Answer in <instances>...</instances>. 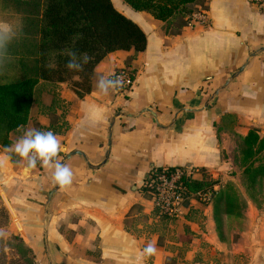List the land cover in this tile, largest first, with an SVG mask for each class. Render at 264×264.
Masks as SVG:
<instances>
[{
    "label": "crops",
    "instance_id": "crops-1",
    "mask_svg": "<svg viewBox=\"0 0 264 264\" xmlns=\"http://www.w3.org/2000/svg\"><path fill=\"white\" fill-rule=\"evenodd\" d=\"M202 1L208 25L172 31L121 0L115 7L146 34L143 51L105 55L82 98L68 81L38 82L29 118L10 133V145L29 128L51 130L62 146L55 159L69 154L62 164L72 169V182L61 187L39 161L27 169L14 153L0 166L1 180L9 170L2 187L25 240L42 243L38 258L48 264H168L180 246L189 250L182 255L187 264H202L194 261L198 251L221 243L212 202L168 221L155 213L144 189L152 168L190 166L218 175L226 167L223 152L239 144L237 135L250 129L264 135V11L247 0ZM20 17L0 11L6 27L0 52L11 56L0 77L17 70ZM123 68L133 74L128 90L104 94L96 87L101 76ZM196 215L203 218L196 221ZM148 243L157 251L141 260Z\"/></svg>",
    "mask_w": 264,
    "mask_h": 264
},
{
    "label": "trees",
    "instance_id": "trees-1",
    "mask_svg": "<svg viewBox=\"0 0 264 264\" xmlns=\"http://www.w3.org/2000/svg\"><path fill=\"white\" fill-rule=\"evenodd\" d=\"M136 11H146L164 21L166 30H179L190 15L203 6L202 0H124ZM13 10L21 15L18 29L17 70L0 77V147L11 144L10 133L26 124L40 80L71 84L82 98L91 90L95 65L115 50L143 51L146 34L131 18L118 10L112 0H0V11ZM92 57L83 71H69L68 53ZM231 115H226L229 118ZM239 159L246 182L264 178V135L250 129L237 135ZM201 178L191 179L193 192L212 190ZM146 179V178H145ZM144 189L146 190L145 186ZM213 218L220 241L227 239L232 220L244 224L245 203L232 183L213 190ZM226 228V230H225Z\"/></svg>",
    "mask_w": 264,
    "mask_h": 264
},
{
    "label": "rangeland",
    "instance_id": "rangeland-1",
    "mask_svg": "<svg viewBox=\"0 0 264 264\" xmlns=\"http://www.w3.org/2000/svg\"><path fill=\"white\" fill-rule=\"evenodd\" d=\"M112 1L116 7H122L121 0ZM223 157L226 160V167L218 175H212L206 171L205 184H214L213 189L215 187L217 190L222 185L232 183L245 203V221L243 225H240L236 220H232V223L228 224L231 228H228L227 239L220 241L221 243L216 247L215 245L202 247V250L198 251L200 255H196L194 261L202 264H264V178H258L255 182L245 181L243 168L238 162L239 144L237 142L229 148L228 154L223 152ZM8 171L3 180L0 175V230L5 233V236L0 237V264H48V259L37 257V251L42 250V243L27 242L24 229L18 225V217L15 216L2 187L9 181ZM193 171L195 178L202 177L200 174H195L196 168ZM200 204L207 205L197 196H193L178 217H160L168 221L185 219L187 210L188 213L190 208L197 210L196 206ZM192 217L196 221L203 218L197 215ZM184 233L187 231L185 230ZM189 236L190 234L187 235ZM186 251L189 250L176 246L174 250L178 255L176 261L169 259L167 263L187 264L189 260H184L182 256L183 254L185 256Z\"/></svg>",
    "mask_w": 264,
    "mask_h": 264
},
{
    "label": "clouds",
    "instance_id": "clouds-1",
    "mask_svg": "<svg viewBox=\"0 0 264 264\" xmlns=\"http://www.w3.org/2000/svg\"><path fill=\"white\" fill-rule=\"evenodd\" d=\"M11 32V27L7 29ZM5 29L0 24V41L3 40ZM3 44L0 43V48ZM69 59L65 64V68L69 71H83L84 66L90 63L92 57L88 54L77 55L76 52L70 51L68 53ZM11 60L10 54L7 50L0 52V69L6 66ZM122 86V78L111 75L110 78L101 76L96 84V87L104 94L109 90H115ZM62 150L61 142L57 136L51 131H39L35 128H29L24 131L22 137L10 146H7L3 152H0V166H3L11 159L12 153L18 155L27 161V169L35 168L39 161L42 167L51 170V179L53 183L61 187L71 184L73 179L72 169L62 164L55 159L58 153ZM5 236L3 230H0V237ZM157 249L154 243H148L140 252V259L151 257L156 253Z\"/></svg>",
    "mask_w": 264,
    "mask_h": 264
},
{
    "label": "built area",
    "instance_id": "built-area-1",
    "mask_svg": "<svg viewBox=\"0 0 264 264\" xmlns=\"http://www.w3.org/2000/svg\"><path fill=\"white\" fill-rule=\"evenodd\" d=\"M248 3L258 11H264V0H247ZM209 23L206 9L199 7L188 19L189 25L198 24L207 26ZM122 78V86L118 91L128 90L133 82V74L128 69L113 71L110 75ZM195 168L185 166H164L149 170L145 179V188L151 195L153 209L158 216L167 218L178 217L186 203L193 196H197L202 203L209 204L213 198V190L193 192L189 189L188 182L195 179ZM197 173L201 172L196 168Z\"/></svg>",
    "mask_w": 264,
    "mask_h": 264
},
{
    "label": "water",
    "instance_id": "water-1",
    "mask_svg": "<svg viewBox=\"0 0 264 264\" xmlns=\"http://www.w3.org/2000/svg\"><path fill=\"white\" fill-rule=\"evenodd\" d=\"M244 66H242L240 69H242ZM239 72V71H238ZM69 157V154L68 155H66L62 160H61V163L63 162V161H65L67 158ZM188 167H190V166H188ZM50 196H51V194H49V198H50Z\"/></svg>",
    "mask_w": 264,
    "mask_h": 264
}]
</instances>
